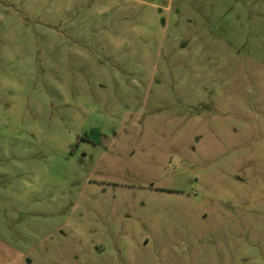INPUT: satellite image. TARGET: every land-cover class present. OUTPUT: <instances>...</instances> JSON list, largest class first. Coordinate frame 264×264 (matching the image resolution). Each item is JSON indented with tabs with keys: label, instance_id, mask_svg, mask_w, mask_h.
I'll list each match as a JSON object with an SVG mask.
<instances>
[{
	"label": "rangeland",
	"instance_id": "1",
	"mask_svg": "<svg viewBox=\"0 0 264 264\" xmlns=\"http://www.w3.org/2000/svg\"><path fill=\"white\" fill-rule=\"evenodd\" d=\"M0 264H264V0H0Z\"/></svg>",
	"mask_w": 264,
	"mask_h": 264
}]
</instances>
